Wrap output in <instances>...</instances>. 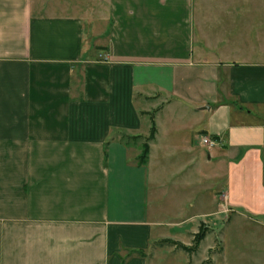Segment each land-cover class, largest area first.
Instances as JSON below:
<instances>
[{
  "label": "crops",
  "instance_id": "1",
  "mask_svg": "<svg viewBox=\"0 0 264 264\" xmlns=\"http://www.w3.org/2000/svg\"><path fill=\"white\" fill-rule=\"evenodd\" d=\"M255 12L264 0H0V264H237L245 241L262 256L244 264H264ZM163 164L201 187L196 213L164 218Z\"/></svg>",
  "mask_w": 264,
  "mask_h": 264
},
{
  "label": "rangeland",
  "instance_id": "2",
  "mask_svg": "<svg viewBox=\"0 0 264 264\" xmlns=\"http://www.w3.org/2000/svg\"><path fill=\"white\" fill-rule=\"evenodd\" d=\"M83 2L86 5H96L98 3H101V0H83ZM259 13V14H258ZM255 15H257L255 17L258 18V24L261 23V21L264 22V12H255ZM90 23L87 22L86 23V34L87 35H91L90 34ZM256 30H262L261 27H256ZM154 118L153 113H151V119ZM151 132V131H150ZM150 136V134H149ZM148 136V137H149ZM144 138L145 141L148 139ZM133 142V141H132ZM144 143V142H143ZM142 143V144H143ZM165 167L168 166L167 171L165 172V177H164V187L162 188V199L160 200V202H158V205L161 206L164 209V213L163 216L165 219L170 220L171 216L177 215V214H185L186 216L188 215H192L194 213H196L198 211V209L195 207V199L197 197H199V192L201 191V187L199 186H184V183L186 182V178H185V172L183 171H174L173 168L170 165L167 164H163ZM203 190V189H202ZM205 225L208 226V224H204L203 227H201L199 233L201 231L205 232V228L206 230L207 227H204ZM200 228V227H199ZM198 234V233H197ZM196 236V235H195ZM195 244V239H194V243L193 246ZM237 245V243L235 244V246ZM192 246V247H193ZM248 245L246 244V241L243 242L242 244H240V249H238L236 252L233 253V250H229L230 253V257L231 260H234V262L236 261L237 264H244V261H248L250 262L251 256L255 257H261L262 255L257 252L256 254H254L252 252V250L249 249V247H247ZM191 247V248H192ZM247 258V259H246Z\"/></svg>",
  "mask_w": 264,
  "mask_h": 264
},
{
  "label": "trees",
  "instance_id": "3",
  "mask_svg": "<svg viewBox=\"0 0 264 264\" xmlns=\"http://www.w3.org/2000/svg\"><path fill=\"white\" fill-rule=\"evenodd\" d=\"M156 135V126L154 123V119L152 118V127H151V132H150V136L148 137V139L142 144L141 146V154L138 157V164L140 166H145L148 164L149 161V153H150V147H149V141L153 140L154 137ZM142 136H125L123 137V139L125 140L126 144H130V141H134V140H139L141 139ZM205 237V232L201 231L200 233H198L195 236V244L194 246L190 249V250H195L198 245L200 244V242L204 239Z\"/></svg>",
  "mask_w": 264,
  "mask_h": 264
},
{
  "label": "built area",
  "instance_id": "4",
  "mask_svg": "<svg viewBox=\"0 0 264 264\" xmlns=\"http://www.w3.org/2000/svg\"><path fill=\"white\" fill-rule=\"evenodd\" d=\"M100 59H101L102 62H105V63L110 61V59H109V57L107 55L106 56L105 55H100ZM202 140H203L204 144H207L209 146L216 145L215 141H213V140H211V139H209L207 137H203Z\"/></svg>",
  "mask_w": 264,
  "mask_h": 264
}]
</instances>
